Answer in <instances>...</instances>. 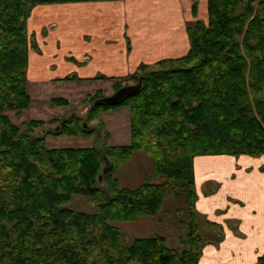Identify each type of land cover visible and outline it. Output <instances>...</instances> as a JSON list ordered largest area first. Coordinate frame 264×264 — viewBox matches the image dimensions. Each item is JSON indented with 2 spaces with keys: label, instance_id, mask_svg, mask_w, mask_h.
<instances>
[{
  "label": "trees",
  "instance_id": "obj_1",
  "mask_svg": "<svg viewBox=\"0 0 264 264\" xmlns=\"http://www.w3.org/2000/svg\"><path fill=\"white\" fill-rule=\"evenodd\" d=\"M117 1L123 0H0V264H198L206 243L203 222L193 213L194 159L264 155V0H207L206 20L186 25L187 53L114 79L115 91L141 80L138 92L117 103L96 90L82 101L84 118L11 120L10 113L19 120L31 106L28 53L39 52L28 33L33 9ZM62 80L82 81L73 75ZM50 104L67 107L68 100L52 98ZM116 109L129 113L126 146L110 145L99 119ZM53 124L58 131L47 128ZM98 134L100 145L90 148L44 144L47 135ZM135 153L149 157L155 178L166 182L122 188L116 171ZM167 189L185 198L186 208L178 210L187 230L181 248H170L158 234L124 245L113 224L155 217ZM75 196L95 211L63 208Z\"/></svg>",
  "mask_w": 264,
  "mask_h": 264
},
{
  "label": "crops",
  "instance_id": "obj_2",
  "mask_svg": "<svg viewBox=\"0 0 264 264\" xmlns=\"http://www.w3.org/2000/svg\"><path fill=\"white\" fill-rule=\"evenodd\" d=\"M206 4L207 0H123L38 6L29 28L37 31L45 19L56 26L55 20L64 34L52 33L41 43L43 37L36 36L39 52L29 50L28 82L36 85L39 99L43 91L72 75L82 81L71 82L105 81L110 91L114 79L132 74L140 64L185 55L186 25L206 20ZM98 76L109 79L93 80ZM51 94L46 93L45 99H66L65 93L63 97ZM193 169L201 233L203 238L213 236L198 264H258L264 256V155L196 157ZM225 186L238 188V194L227 195ZM205 222L218 229L209 230Z\"/></svg>",
  "mask_w": 264,
  "mask_h": 264
},
{
  "label": "rangeland",
  "instance_id": "obj_3",
  "mask_svg": "<svg viewBox=\"0 0 264 264\" xmlns=\"http://www.w3.org/2000/svg\"><path fill=\"white\" fill-rule=\"evenodd\" d=\"M44 21L46 22H43L42 26L39 27L37 31H40L41 29L43 30L38 34L35 29L32 31L28 26V33L31 35L34 33V35H32L33 40L36 41L37 36V38L43 37L44 39H39L40 43L42 41L47 42V39L51 37L52 33L58 36L59 34H64L62 29L59 30L57 28V21H53L56 26L48 24L46 19ZM36 23L38 24V20H36ZM114 83L115 80L112 83V90L109 91L110 85L105 81H85L82 83L59 81L54 87L52 86L53 89H49V92L43 91L42 96H40L41 99H39V97H36L38 92L34 90L36 85L29 81L27 89L31 96L30 108L23 112L22 118L19 120L16 119L12 113H10L9 116L16 124L29 120H43L45 122L56 120L57 122H62L63 120L68 119L71 115H77L78 117L84 118L83 116L85 115L86 108L85 105H82V101L85 96L96 90H102L103 93L104 90H107L108 94L104 93V95L107 97L112 96L116 92L113 87ZM46 93H52L51 95L53 97H63V93H65V97L68 100V106H53L50 104L49 100L45 99ZM99 119L103 123L105 131L109 134L110 145L126 146L130 143L128 110L116 109L104 112L99 115ZM94 124L95 122L92 125L90 124V126H94ZM47 128L53 132L58 128V124L50 125ZM46 130L39 132V134H43ZM98 135L96 138L94 136L70 137L47 135L45 136L44 144L47 149L90 148L94 145H100V139L97 138ZM115 177L119 180L120 186L127 189H135L143 183L162 184L166 182L165 178H155L153 161L141 153H135L129 163L120 167L116 171ZM171 185L172 187L174 186V184ZM210 189L211 187L208 190ZM240 191L241 194L245 193L242 189H240ZM230 192L238 194L239 189L236 187L234 188V186H225L224 193H227L228 195ZM177 193H179V191H177ZM184 201V196L178 194L177 198H173L170 191L167 189L164 197L163 209L155 217L142 218L136 222L114 223L113 225L120 230L121 242L124 245H128L134 239L149 238L158 234L165 237L167 245L170 248L180 249V240L184 241L187 233L186 228L180 224V221L184 220L185 216H181V214L178 213V210L186 208ZM63 208L83 213H93L95 211L94 205L80 196L73 197L71 202L65 204ZM193 213L196 214L195 206L193 208ZM211 239H213V236L208 235L204 238L203 243H206L207 245V243L211 242ZM261 264H264V260Z\"/></svg>",
  "mask_w": 264,
  "mask_h": 264
},
{
  "label": "water",
  "instance_id": "obj_4",
  "mask_svg": "<svg viewBox=\"0 0 264 264\" xmlns=\"http://www.w3.org/2000/svg\"><path fill=\"white\" fill-rule=\"evenodd\" d=\"M140 87H141V80H139L138 84L135 86L131 85V86L122 87L118 91H116L112 96H109L106 99V102L112 104L117 103L121 101L123 98L138 92ZM83 127L87 128L86 125H83ZM55 131H58V128H56ZM98 137H100V135H98Z\"/></svg>",
  "mask_w": 264,
  "mask_h": 264
},
{
  "label": "built area",
  "instance_id": "obj_5",
  "mask_svg": "<svg viewBox=\"0 0 264 264\" xmlns=\"http://www.w3.org/2000/svg\"><path fill=\"white\" fill-rule=\"evenodd\" d=\"M87 59V58H86Z\"/></svg>",
  "mask_w": 264,
  "mask_h": 264
}]
</instances>
